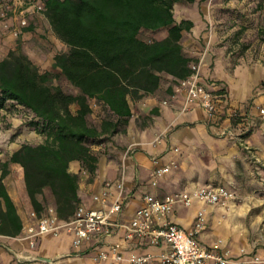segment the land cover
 <instances>
[{
  "label": "crops",
  "instance_id": "crops-1",
  "mask_svg": "<svg viewBox=\"0 0 264 264\" xmlns=\"http://www.w3.org/2000/svg\"><path fill=\"white\" fill-rule=\"evenodd\" d=\"M231 3L234 5L236 1ZM223 5L222 0H206L181 7L175 14L177 22L191 20L193 23L189 31L183 32V50L193 62L202 59L201 81L218 96L217 114L210 116L199 105L181 111L184 97L175 92L177 80L164 75L156 92L131 101L133 113L124 132L92 145L99 155L96 174L91 178L77 161L70 164V170L80 175L79 197L87 208L98 207L93 196L102 191L106 180H117L124 175L127 199L119 216L121 221L133 218L145 194L165 197L202 186H226L234 190L235 199L224 205L196 202L186 207L178 204L170 215L171 220L189 231L197 211L204 208L207 224L196 236L201 246L213 248L222 240L219 247L231 250L236 257L240 256L241 248H247L250 253L264 258V242H250L251 231L264 226V114L261 113L264 63L247 54L238 57V53L229 52L225 44L227 34L221 31L223 25L230 22L229 15L219 13ZM26 17L29 25L21 29L18 38L15 37L19 27L16 19L0 21V59L15 49L19 39L28 55L31 51L36 54L42 52V48L49 49L51 70L56 54L67 52L69 47L54 32L44 13L30 10ZM42 38H46L48 49L43 47ZM76 109L77 106H73V110ZM220 127H233L237 136L222 135ZM246 146L255 152L260 162L254 160ZM168 164L171 170L153 185L152 170ZM8 170L4 182L24 229L33 221L30 212L34 210L24 170L18 163H10ZM73 242L74 236L66 229H62L58 237L51 234L38 237L35 247L19 235H0V264H51L46 259L55 264H96L93 254L112 245H119L126 254H152V264H158L159 254L168 249L165 243L152 245L149 238L126 239L119 228H115L111 238L95 239L79 249Z\"/></svg>",
  "mask_w": 264,
  "mask_h": 264
},
{
  "label": "trees",
  "instance_id": "trees-1",
  "mask_svg": "<svg viewBox=\"0 0 264 264\" xmlns=\"http://www.w3.org/2000/svg\"><path fill=\"white\" fill-rule=\"evenodd\" d=\"M44 1L46 17L69 50L54 58L57 74L42 71L15 50L0 59V109L8 102L27 109L32 114L29 124L45 136L40 144H23L1 165L0 235L17 236L23 230L4 182L10 163L23 167L34 210L44 209L40 198L49 191L58 217L69 221L74 216L81 203L80 176L70 164L79 162L92 178L99 162L92 145L125 131L133 113L131 101L156 92L164 75L178 81L191 74L193 59L185 54L182 39L193 23L177 22L174 5L206 0ZM161 28L168 32L162 39L140 37L143 30ZM60 75L78 93L55 85ZM95 107L98 123L91 120Z\"/></svg>",
  "mask_w": 264,
  "mask_h": 264
},
{
  "label": "built area",
  "instance_id": "built-area-1",
  "mask_svg": "<svg viewBox=\"0 0 264 264\" xmlns=\"http://www.w3.org/2000/svg\"><path fill=\"white\" fill-rule=\"evenodd\" d=\"M35 11L45 14V1L43 0H0V21L17 20L15 36H19L21 29L29 25L26 13ZM202 59L191 63V74L180 79L176 84V93L184 97L181 111L186 112L193 105L201 106L210 116L218 112V96L208 89L201 81ZM167 104V101H164ZM264 114V109H261ZM224 136L236 137L232 128L220 127ZM254 160L258 163L260 158L249 146H246ZM178 151V148L175 149ZM174 164V162L172 163ZM171 165L157 166L151 172V182L156 185L158 178L168 173ZM127 199L126 181L124 175L117 180H106L102 191L94 194L93 200L98 204L96 208H87L79 204L74 216L69 221L58 217L54 206L44 207L41 212L32 210L30 217L33 220L24 226L19 238L29 241L35 247L38 237L51 234L58 237L62 229H66L74 236L73 245L76 249L95 239L111 238L115 228L124 231L126 239L149 238L152 245L165 243L168 249L158 256V264H259L264 260L256 254L241 248L240 256H234L229 249L218 246L210 248L201 246L196 236L201 233L207 224L203 210H198L193 228L185 230L170 218L178 204L186 207L196 202L208 205H224L227 201L235 199V194L226 186H202L192 191H179L159 197L154 194H145L142 205L139 206L130 221H121L119 216L124 211ZM96 264H152V254H126L119 245L98 249L92 256ZM53 264H55L53 262Z\"/></svg>",
  "mask_w": 264,
  "mask_h": 264
},
{
  "label": "rangeland",
  "instance_id": "rangeland-1",
  "mask_svg": "<svg viewBox=\"0 0 264 264\" xmlns=\"http://www.w3.org/2000/svg\"><path fill=\"white\" fill-rule=\"evenodd\" d=\"M222 1L224 2L223 8L226 10L223 9L219 11V13L220 15H229L230 21L223 25V30H221L227 34L225 44L227 45L229 52L238 53L239 55H236L238 57L241 56V54H247L254 58V60H261L264 63V0ZM233 1H236L234 5L231 3ZM193 4H196V2L176 3L174 5V14H177L181 7L191 6ZM166 32L167 28L158 31L143 30L140 37L146 41H153L160 38L162 35H165ZM15 37L18 38L19 36ZM42 41L44 42L43 47L47 48L48 45L46 38H42ZM14 50L24 54L27 53L23 48L22 41L19 39H17V44L15 45ZM30 53L31 54L26 55L29 57L31 56V60L42 71H52L54 74L59 72L53 68L49 70V49L46 50L42 48V52L40 53L35 54L34 51H31ZM54 84L60 85L67 92L78 93V91L76 92L62 75L54 79ZM99 114V107H95L91 120L98 123L100 121ZM31 119L32 114L27 109H24L21 106H14L10 102L6 104L5 108L0 109V168L4 163L1 159H8L11 152L13 153L18 146H22L25 143L40 144L45 140V136L36 131L29 124ZM106 138H108V136H106L105 139ZM104 141L99 143H104ZM231 191L234 192L232 189ZM234 194L235 197H237L235 192ZM41 199L46 208L54 206V198L49 191H46ZM201 210L204 211L206 216V210L204 208H201ZM254 240L264 242V226H261V229L251 231L250 242L252 243ZM261 258L264 260L263 257Z\"/></svg>",
  "mask_w": 264,
  "mask_h": 264
},
{
  "label": "water",
  "instance_id": "water-1",
  "mask_svg": "<svg viewBox=\"0 0 264 264\" xmlns=\"http://www.w3.org/2000/svg\"><path fill=\"white\" fill-rule=\"evenodd\" d=\"M48 262H50L51 264H53V261L52 260H50V259H46Z\"/></svg>",
  "mask_w": 264,
  "mask_h": 264
}]
</instances>
